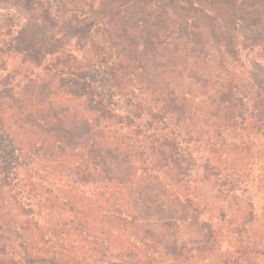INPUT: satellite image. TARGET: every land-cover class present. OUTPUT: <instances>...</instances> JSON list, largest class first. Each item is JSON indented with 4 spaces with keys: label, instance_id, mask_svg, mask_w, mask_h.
I'll return each mask as SVG.
<instances>
[{
    "label": "trees",
    "instance_id": "trees-1",
    "mask_svg": "<svg viewBox=\"0 0 264 264\" xmlns=\"http://www.w3.org/2000/svg\"><path fill=\"white\" fill-rule=\"evenodd\" d=\"M1 8L0 264H195L174 229H255L264 0Z\"/></svg>",
    "mask_w": 264,
    "mask_h": 264
},
{
    "label": "rangeland",
    "instance_id": "rangeland-1",
    "mask_svg": "<svg viewBox=\"0 0 264 264\" xmlns=\"http://www.w3.org/2000/svg\"><path fill=\"white\" fill-rule=\"evenodd\" d=\"M24 23L23 16L17 11L1 8L0 39L4 38L1 33L5 29ZM244 189L245 193L239 191L243 199L238 201L235 208L250 202L252 206L249 209L252 207L257 220L255 229H180L179 235L174 229V240L179 236L185 242V255L190 261L193 260L195 264H264V165L254 168ZM209 230L216 236L217 242L213 251L206 255L199 253L198 249L204 247V242L200 244L199 241L203 239L202 236L206 235L207 238Z\"/></svg>",
    "mask_w": 264,
    "mask_h": 264
}]
</instances>
